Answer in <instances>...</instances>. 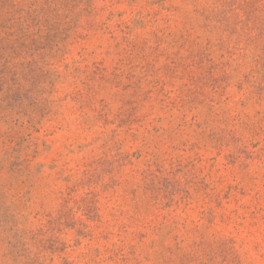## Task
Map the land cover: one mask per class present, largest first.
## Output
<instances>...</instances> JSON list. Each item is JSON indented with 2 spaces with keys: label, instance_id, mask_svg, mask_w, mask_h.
Returning a JSON list of instances; mask_svg holds the SVG:
<instances>
[{
  "label": "rangeland",
  "instance_id": "obj_1",
  "mask_svg": "<svg viewBox=\"0 0 264 264\" xmlns=\"http://www.w3.org/2000/svg\"><path fill=\"white\" fill-rule=\"evenodd\" d=\"M0 264H264V0H0Z\"/></svg>",
  "mask_w": 264,
  "mask_h": 264
}]
</instances>
